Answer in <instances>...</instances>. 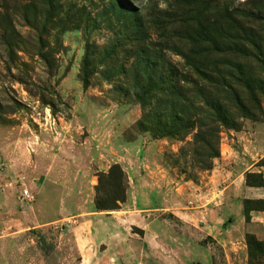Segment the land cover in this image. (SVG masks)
Masks as SVG:
<instances>
[{"label":"rangeland","instance_id":"obj_1","mask_svg":"<svg viewBox=\"0 0 264 264\" xmlns=\"http://www.w3.org/2000/svg\"><path fill=\"white\" fill-rule=\"evenodd\" d=\"M227 9L264 52V0H0V264H264V54L192 70Z\"/></svg>","mask_w":264,"mask_h":264},{"label":"trees","instance_id":"obj_2","mask_svg":"<svg viewBox=\"0 0 264 264\" xmlns=\"http://www.w3.org/2000/svg\"><path fill=\"white\" fill-rule=\"evenodd\" d=\"M218 12L222 14H218V16H216L218 19L216 25H218L220 21L224 20V22H226L230 28V30L228 29V33H221L228 34L227 40L229 41V45H227L225 49H216L218 53H222V56H228V60L224 64L225 69L219 68L218 66L221 65V63L217 62L211 64L210 66L200 64V66L198 65L192 67V70L204 81L213 84L216 87L218 86L220 88L221 96H223L226 101H228V98H231L229 96H232L233 100H235L237 103H240L242 100L241 91L237 90L235 85L232 86L230 82H239L238 79H236L234 71L243 77V70L240 68V66L234 65L231 62H236V60L250 62L252 59L258 60L257 54H264L263 49L259 45V42H261L260 32L255 29L258 27L255 25V23L260 22V19L258 14L248 10L234 9V11L229 13V10L227 9L225 11L222 10ZM216 33L218 35L220 34L219 31H216ZM252 50H254V52ZM115 171L116 170H112V172L109 174L110 185H115V180H117L119 183L121 182L122 176L115 175ZM97 208L99 210H103L109 209L111 207H104L98 204ZM252 210L264 211V208L256 207L255 209H252L246 206L245 212L247 218L248 213Z\"/></svg>","mask_w":264,"mask_h":264},{"label":"built area","instance_id":"obj_3","mask_svg":"<svg viewBox=\"0 0 264 264\" xmlns=\"http://www.w3.org/2000/svg\"><path fill=\"white\" fill-rule=\"evenodd\" d=\"M23 195H24V198L27 199L29 202H33L35 200L34 195L31 194L29 191H25Z\"/></svg>","mask_w":264,"mask_h":264}]
</instances>
